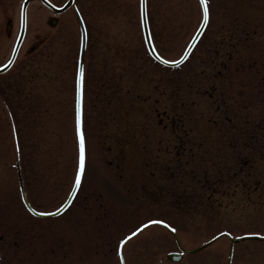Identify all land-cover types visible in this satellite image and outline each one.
<instances>
[{"label":"rangeland","instance_id":"rangeland-1","mask_svg":"<svg viewBox=\"0 0 264 264\" xmlns=\"http://www.w3.org/2000/svg\"><path fill=\"white\" fill-rule=\"evenodd\" d=\"M3 2L0 64L13 42L2 10L12 33L17 11ZM262 4L208 0L202 38L183 64L166 68L147 55L138 0H76L88 27L85 168L70 199L79 162V30L70 35L63 14L46 30L47 43L36 46L46 12L32 1L17 57L0 75V264H105L107 235L116 244L143 223L129 247L138 251L137 264H157L175 249L148 224L159 218L186 234L200 230L187 241L238 235L232 264H264V91L255 97L264 86ZM146 11L156 49L176 59L200 21L198 1L146 0ZM182 140L187 152H176ZM243 181L248 194H241ZM226 241L206 248L205 264H225Z\"/></svg>","mask_w":264,"mask_h":264},{"label":"flooded vegetation","instance_id":"flooded-vegetation-1","mask_svg":"<svg viewBox=\"0 0 264 264\" xmlns=\"http://www.w3.org/2000/svg\"><path fill=\"white\" fill-rule=\"evenodd\" d=\"M50 1L56 5L60 4V2H61V0L60 1L50 0ZM42 8L46 12V16L44 19L43 30L40 34L39 39H38V45L39 46L47 43L50 36L47 34L46 30L56 28L57 24L59 23V19H60L61 15H63V14H67L66 21H65L66 23H64V25L67 24V30L70 33V35L74 34V30L76 31V22H75L74 11H73L72 6L69 7L62 14L58 15L55 24H52L55 22V20L53 19L51 11L46 6H42ZM70 37H72V36H70ZM260 90L264 91V86L261 89L257 90L256 96H255L256 98H259L258 93ZM221 96H222V93L220 92V90L217 91V101H220ZM235 125H236V123L233 122V124L229 128V130L233 131L235 128ZM221 136L222 135H220L219 137H221ZM185 145H186V140H182V142L180 144V148L178 150H176V152H187ZM240 172L242 173L243 169ZM248 173H250V172H248ZM238 185H239V183L237 181H235L236 187L232 188L233 189L232 194L237 193V189H238L237 186ZM241 188L244 190L243 192H241V194L242 193L248 194V191H247L248 190V184L246 181L242 182ZM246 198L248 200V197H246ZM243 199H245V197H243ZM193 231L194 232H200V230H189L188 234L192 233ZM179 234H180L179 240H180V242H182L181 243L182 248H184L185 250H190V249L196 248L201 243L205 242V239L204 240L187 241L186 236H188V234L183 233L181 231ZM135 237H136V235L132 236L129 240H127L121 246V245H119L120 240H118V244H112L111 243L112 241L110 240L109 235H107V239L105 240V264H121L120 253H122L123 258H124L123 264H137L138 256L136 253H138V251L133 250L132 248L130 249V247H129V244L132 242V240ZM222 238H225V237L224 236L220 237V239H222ZM171 240H173L174 243H176L175 244L176 247H178L177 241H175L174 239H171ZM203 252H204V249L197 250L193 253L188 252V251H183L180 259L183 260L184 264H205L206 256H205V254H203ZM233 259H234V254L232 253L231 259H230V261L232 260V263H233ZM155 263H157V260L155 261Z\"/></svg>","mask_w":264,"mask_h":264},{"label":"snow or ice","instance_id":"snow-or-ice-1","mask_svg":"<svg viewBox=\"0 0 264 264\" xmlns=\"http://www.w3.org/2000/svg\"><path fill=\"white\" fill-rule=\"evenodd\" d=\"M200 4L203 8V19L201 21L202 25H206L209 21V6H208V0H200ZM200 29H197V32H199ZM196 37H193V40H195ZM149 43H151V40L149 39ZM185 51H188L187 49ZM187 57H181V62L186 59ZM157 60H161L164 63H170V64H176L177 61L171 60V61H164V58L156 55ZM83 79V69H80L79 73V78H78V85L82 82ZM77 134L79 137V162H78V168L75 172V184H74V189L78 188L81 183V176L85 168V142H84V136L83 132L81 131L80 127V104H79V99L77 103ZM74 194V193H73ZM71 201H65V204L61 205V208L65 207L67 204H69ZM59 211V210H58ZM41 215H48L47 213H41ZM153 223H164L163 221H148V224H153ZM145 224H141L139 227L135 229L134 232H131L129 235H126L119 241V245H123L127 240H129L132 236H135L137 233H139L143 228H145ZM259 234V233H257ZM120 260L121 264H123L124 258L122 253H120Z\"/></svg>","mask_w":264,"mask_h":264},{"label":"water","instance_id":"water-1","mask_svg":"<svg viewBox=\"0 0 264 264\" xmlns=\"http://www.w3.org/2000/svg\"><path fill=\"white\" fill-rule=\"evenodd\" d=\"M28 1L29 0H24L23 3H22V8H21V31L19 33V37L17 38V41H16V44H15L13 53H12L9 61L7 62V64L5 66H3V67L0 68V72L6 70L9 67V65L12 63L13 59H14L16 50L18 48V45L20 43V40H21V37H22V34H23V23H24L23 12H24V7H25V5L27 4ZM70 1L71 0H69L68 3L65 4L63 7L59 8L58 11L64 10L67 7V5L70 3ZM140 15H141V24H142L143 36H144V40H145L147 49H148L150 55L153 58L156 59V55L157 54H156V52L153 49L152 43H149L150 36H149L148 28H147L146 15H145V7H144V0H140ZM203 26L204 25L201 24V26L199 27L200 31L199 32H196V34L194 35V37H196V39L198 38L200 32L202 31ZM196 39L193 40V38H192V40L190 41L189 45L186 48L188 51H185L182 57H186L187 56L188 52L190 51V49H191L192 45L194 44V42L196 41ZM82 43H83V41H82ZM158 61L162 62L165 65H177V64H179L181 62V58H179L178 60H176L177 61L176 64L164 63L161 60H158ZM175 254L176 253H170V254H168V257L171 258V259L176 260L178 257L174 256Z\"/></svg>","mask_w":264,"mask_h":264}]
</instances>
